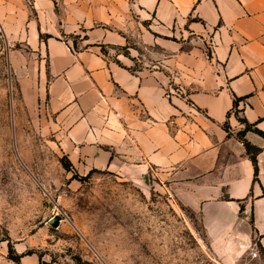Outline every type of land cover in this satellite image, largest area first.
I'll return each instance as SVG.
<instances>
[{"label": "crops", "instance_id": "obj_1", "mask_svg": "<svg viewBox=\"0 0 264 264\" xmlns=\"http://www.w3.org/2000/svg\"><path fill=\"white\" fill-rule=\"evenodd\" d=\"M0 31L16 43L8 60L23 100L40 105L74 171L153 175L198 212L221 263L261 253L264 0H0ZM136 36L163 56L133 70L103 52ZM235 96L254 123L242 138ZM243 139L259 148L256 175Z\"/></svg>", "mask_w": 264, "mask_h": 264}, {"label": "rangeland", "instance_id": "obj_2", "mask_svg": "<svg viewBox=\"0 0 264 264\" xmlns=\"http://www.w3.org/2000/svg\"><path fill=\"white\" fill-rule=\"evenodd\" d=\"M74 36L64 39L83 47ZM14 45L0 31V236L26 252L21 264H223L198 212L153 175L134 182L108 169L65 168L45 113L23 100L8 60ZM102 49L134 69L163 56L160 44L142 36ZM55 214L57 227L47 222ZM7 254V240H0V264H17ZM241 261L264 264L251 254Z\"/></svg>", "mask_w": 264, "mask_h": 264}, {"label": "trees", "instance_id": "obj_3", "mask_svg": "<svg viewBox=\"0 0 264 264\" xmlns=\"http://www.w3.org/2000/svg\"><path fill=\"white\" fill-rule=\"evenodd\" d=\"M77 36V35H76ZM76 36H74V40H75V38H76ZM79 36V35H78ZM84 37L86 38V36L84 35ZM103 47V46H102ZM104 52V51H103ZM119 64H122L119 60H116ZM133 70H134V68H132ZM245 96H235L234 98H233V108H234V111H235V113L237 114V116H238V119L240 120V121H242V122H244V124H245V127L243 128V130H240V131H238V135H239V137L240 138H242V134H243V132H244V130H246V129H250V128H252L253 127V125H254V123H250V122H248L243 116H241V115H239L238 114V108H237V104H238V101L240 100V99H243ZM224 127L226 128V129H228V123L225 121V123H224ZM256 130H258L257 128H255ZM258 131H260V130H258ZM261 132V131H260ZM261 133H263V132H261ZM243 143H244V145H245V147H246V150H247V152L250 154V156H251V159H252V161H253V163H254V167H255V175H256V154H257V152H258V150H259V148L258 147H255V146H253V145H251L248 141H246L245 139H243ZM66 159V158H65ZM63 165L65 166V168H67V169H69V168H71V163L69 162V160H65L64 162H63ZM90 172V171H89ZM254 178H255V176H254ZM0 240H7V244H8V254H7V256L10 258V259H12L13 261H15L17 264H21V261H20V258H21V256H23L26 252H20V253H17L16 251H15V248L13 247V244L10 242V240H9V237H7V236H0ZM28 253V252H27ZM261 253H264V249H261ZM39 260H40V262H42V263H48L47 261L45 262V261H43L42 260V255L41 254H39Z\"/></svg>", "mask_w": 264, "mask_h": 264}, {"label": "water", "instance_id": "obj_4", "mask_svg": "<svg viewBox=\"0 0 264 264\" xmlns=\"http://www.w3.org/2000/svg\"><path fill=\"white\" fill-rule=\"evenodd\" d=\"M60 219H61V217H60L58 214H55V215H53L52 217H50V218L47 220V222H48L51 226H53V227H57L58 224H59V222H60Z\"/></svg>", "mask_w": 264, "mask_h": 264}, {"label": "built area", "instance_id": "obj_5", "mask_svg": "<svg viewBox=\"0 0 264 264\" xmlns=\"http://www.w3.org/2000/svg\"><path fill=\"white\" fill-rule=\"evenodd\" d=\"M252 257H260V255H264V253H260L258 248L255 247L254 249H251L250 251Z\"/></svg>", "mask_w": 264, "mask_h": 264}]
</instances>
